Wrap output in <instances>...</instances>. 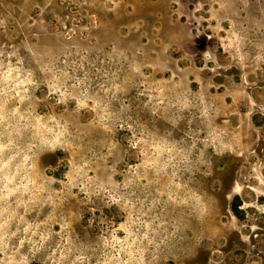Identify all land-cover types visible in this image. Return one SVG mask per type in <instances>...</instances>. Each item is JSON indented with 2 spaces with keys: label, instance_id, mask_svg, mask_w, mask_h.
Masks as SVG:
<instances>
[{
  "label": "rangeland",
  "instance_id": "1",
  "mask_svg": "<svg viewBox=\"0 0 264 264\" xmlns=\"http://www.w3.org/2000/svg\"><path fill=\"white\" fill-rule=\"evenodd\" d=\"M0 264H264V0H0Z\"/></svg>",
  "mask_w": 264,
  "mask_h": 264
}]
</instances>
